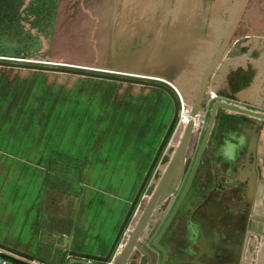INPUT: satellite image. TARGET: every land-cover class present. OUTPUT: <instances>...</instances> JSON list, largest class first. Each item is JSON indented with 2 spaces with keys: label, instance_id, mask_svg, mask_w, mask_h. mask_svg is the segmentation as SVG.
Returning a JSON list of instances; mask_svg holds the SVG:
<instances>
[{
  "label": "rangeland",
  "instance_id": "374dc122",
  "mask_svg": "<svg viewBox=\"0 0 264 264\" xmlns=\"http://www.w3.org/2000/svg\"><path fill=\"white\" fill-rule=\"evenodd\" d=\"M238 4L0 0V61L170 76L192 106ZM240 38L253 40L254 59L263 56L264 0H249L225 57ZM258 74L255 67L250 76L256 94L264 91ZM173 117L172 97L160 88L0 66V241L29 248L59 213L66 191L80 190L84 199L91 194L100 205L105 202L96 195L125 198L130 190L133 198L143 157L154 153ZM110 205L116 216L118 207Z\"/></svg>",
  "mask_w": 264,
  "mask_h": 264
},
{
  "label": "crops",
  "instance_id": "0c3cea01",
  "mask_svg": "<svg viewBox=\"0 0 264 264\" xmlns=\"http://www.w3.org/2000/svg\"><path fill=\"white\" fill-rule=\"evenodd\" d=\"M251 42H253V40H244V38L235 39L227 56L223 57V60L213 71L211 82L209 78L208 85H210V88H208L209 86L207 85L206 92L209 89L208 92L210 93L212 91L219 99L229 100L255 110L264 111V91H262L261 88L259 93L256 94V80L254 83L250 82V76L251 73L255 71V67L256 74L259 73V78L260 76H264V54L258 59H254L252 55L256 47L251 46L249 49L248 47H250L249 45ZM238 44H240V46H238ZM238 47L243 50L242 53H238V56L233 55L229 57L232 52L235 53V51H238ZM244 47L246 50H244ZM234 69H239L236 73L239 78H231L229 75L231 70ZM245 75L246 77L243 79ZM253 123L255 122L242 115L220 111L216 124L217 130L222 134L220 156L222 157L223 168L225 170L228 169V171L231 169L232 173L236 171L238 175H241L245 180L249 177L251 178L253 171L252 153L248 151L245 155L242 154L245 146H247L248 143H250V146H255L254 156H257L263 148L261 145L260 130H257V125H254ZM168 127L169 125L166 129H163V134L160 137V141L156 148L162 141ZM183 134V131L176 132L175 139L180 142ZM176 150L177 147L175 146L167 163L165 166H162L161 172L158 175L157 185L166 172ZM146 157L147 160H144ZM151 157L152 156L143 157V162L147 164ZM184 162L182 165H178L173 171L165 191L163 192L162 201L156 208V210L161 209L160 218H156L158 222L157 226L161 225L168 217L174 206L175 199L179 196L186 183L188 173L184 170ZM141 176L142 174L140 173L137 178L140 180ZM220 181L224 182L226 179L223 177ZM216 183H218V179L215 176L207 175L204 171L197 174L189 195L178 216L173 221L168 231V235L163 239L162 244L173 250L175 244L180 247L186 246L189 243L195 244L197 239L203 237V239L207 241V247H211L212 243L210 242V239L215 237L219 239V242L224 239L225 245H234V239H228L221 234H217L214 229V226H216V220L211 218V214L208 211L210 208L211 210L212 208L218 209L222 204L220 203L222 201L220 195L218 196V202L213 203V201H211L210 203H207L210 194L216 187ZM156 187L150 189L148 197L144 200L135 218L131 222V228L135 227L138 223L141 214L143 213V209L151 199ZM172 189H175V192L168 196V193H170ZM129 192L130 190L127 192V197L125 198L113 195L108 197L111 195L108 193H105L104 195H96V197H103L102 202L105 203L100 205L96 199L92 202L95 196H91V194L84 199V195L80 190L66 191L63 194L60 203L59 213L52 214V216L46 221V224H43L44 229L42 230L41 235L36 240L31 241V243H27L30 245L29 248L11 246L10 244H4V242L1 241L0 246L5 247L18 257L34 264H59L60 259L66 250V246H68V250L71 252L70 255L72 256H77L81 259L91 258L95 260L96 264H105V257L112 247L119 229L136 196L135 194L134 197L131 198ZM261 194L257 197L253 210L256 211V213L264 214V192L261 191ZM167 196L168 198H166ZM109 198H113L110 199L111 202L116 205V208L118 207L116 216H114V212H112L113 210L111 211V209H108L109 207L111 208L110 200L107 201ZM192 225L195 227L192 228ZM249 240V248L247 250V255L245 256L246 260L253 262L256 258L255 255L257 251V253H259V259L264 262V238L250 237ZM138 261L141 264H146L141 257Z\"/></svg>",
  "mask_w": 264,
  "mask_h": 264
},
{
  "label": "water",
  "instance_id": "95a60500",
  "mask_svg": "<svg viewBox=\"0 0 264 264\" xmlns=\"http://www.w3.org/2000/svg\"><path fill=\"white\" fill-rule=\"evenodd\" d=\"M248 2L249 0H239V4L235 7L233 17L228 23L225 34L219 43L218 50L211 58V61L209 62L200 79L197 96L192 103V112L194 115L199 112H203L205 109V106L202 105V103L209 78L212 75L213 71L217 68L218 64L223 60V57L227 52L233 35L237 29V26L242 20V15L247 7ZM52 65L34 61H28V63L0 61V66L4 67H15L22 69L73 74L84 77L156 87L166 91L172 97L174 102V117L156 153L149 172L147 173V176L139 191L137 192L131 204V207L119 229L115 241L105 257L106 261L113 256L120 240L126 234V236L128 237H126V244L119 257L115 260V264H141L138 261L140 257L143 258L146 264H264L263 260L259 259V253H257L256 250V258L255 260H253V262L247 261L245 257L249 248V238H264V214L256 213V211L254 210L251 213L252 221H250V224L248 226L250 232L248 231L246 235L242 236L240 245L234 252H228L227 250H225L223 246H221L219 239L215 237H212V239H210V242L212 243L211 247H207V241L203 239V237L197 239L195 244L189 243L188 245L181 247L175 244L173 250H171L170 247L162 244L163 239L168 235V231L173 221L178 216L185 200L189 195L201 163L208 161L209 158L213 160L214 151L213 149H211L212 146L210 145V143L212 132L217 124L219 112L226 111L231 114L242 115L257 124L259 123V125H261L264 129V111L255 110L225 99H216L215 101H213L209 109L207 128L202 138L201 145L197 150L187 181L179 196L175 199L174 206L168 217L164 222H162L161 225L157 226L158 222L156 218H160L161 209L156 210V208L162 201L163 192L165 191V188L173 171L177 168L178 165H182L185 160L190 140L193 137L194 120L192 119L187 124L179 147L177 148L173 158H171L172 160L170 161L167 170L161 178L155 191L153 192L151 199L143 209V213L141 214L138 223L135 227L131 228V222L135 218L139 208L143 204L142 195L145 186L150 179L157 162L159 161L161 156L165 154V150L170 138L175 134L177 130L180 105L177 94L173 87L174 84L171 81L172 78H170V76L163 77V75L160 76L156 73H143L138 69H132L130 67L125 68V70H101L74 65ZM261 145L263 148L260 150L257 156H254L255 146L251 145L249 149V152L252 153V183L254 188L257 185V197L260 196L261 191L264 192V132L261 134ZM174 192L175 189H172L170 193H168V196L173 194ZM251 194L253 195L252 192ZM168 196L166 198H168ZM194 227L192 225V228ZM215 230L217 234L220 235L217 227H215ZM65 249L66 250L61 257L59 264H96L90 263L86 259H81L77 256L70 255L71 252L68 250V246H66ZM0 256L11 259L21 264H34L1 251ZM231 257L232 259H228Z\"/></svg>",
  "mask_w": 264,
  "mask_h": 264
},
{
  "label": "flooded vegetation",
  "instance_id": "af4514ba",
  "mask_svg": "<svg viewBox=\"0 0 264 264\" xmlns=\"http://www.w3.org/2000/svg\"><path fill=\"white\" fill-rule=\"evenodd\" d=\"M208 117H209V112L207 114V120ZM207 120L201 131L197 135H193L192 139L190 140L184 162V170L188 173V175L193 165V161L195 159L197 150L200 147L202 138L205 134L207 128ZM253 124L257 125V130H260V135H261L264 132L263 127L259 125V123L258 124L253 123ZM185 128L186 126L182 127L179 131L184 132ZM211 137L212 138L210 145L212 146L211 149H213L214 151L213 160L209 158L208 161L201 163L197 174L200 173L201 171H204V173H206L207 175L215 176L218 179V183H216V187L214 188V191H212V193L210 194V198L209 200H207L208 201L207 203H210L211 201H213V203L218 202L219 200L218 196L220 195V198L222 199L220 203L222 204L218 209L212 208L211 210L210 208L208 211L211 214V218L213 220H216V226H214V229L215 227H217V230L220 232L221 235H223V237L225 236L228 239L230 238L235 240L233 246H228L225 245L224 239H222L220 241L221 246H223V248L228 252H234L236 248L240 245L242 236L246 235L247 232L249 231L248 226L250 224V221H252L251 213L253 211V206L257 200L258 189H256L257 185L255 186V188L253 186L252 176L251 178L249 177L247 180H245L244 178L241 177V175H238L236 171L232 173L231 169L228 171V169L225 170L223 168L222 157L220 156V152H221L220 149L222 147L221 144L222 134H220V132L217 130V127L214 128ZM213 139L215 142L213 141ZM162 141L154 151V154L151 155L152 157L150 158V161L147 164L144 162L141 164L140 161L141 166L139 167L140 169H142L141 170L142 172L140 171V169L139 172L142 174V176L138 182V191L142 186L147 176V173L149 172V169L153 163V160L156 156V153ZM179 144L180 142H178L175 139V136H173V139L172 137L170 138L165 150V154H163L159 159V161L157 162L152 172V175L145 186L142 195L143 202L148 197L150 193L149 192L150 189L157 186L156 183H157L158 175L161 172L162 166L163 165L165 166L168 159L170 158V154L173 151V148L175 146L178 148ZM249 144L250 143H248V145L245 146L242 154L245 155V153H248L251 147ZM223 177L226 179V181L221 182L220 179ZM251 192L253 193V195L251 194ZM228 259H232V257Z\"/></svg>",
  "mask_w": 264,
  "mask_h": 264
},
{
  "label": "built area",
  "instance_id": "2783aa9c",
  "mask_svg": "<svg viewBox=\"0 0 264 264\" xmlns=\"http://www.w3.org/2000/svg\"><path fill=\"white\" fill-rule=\"evenodd\" d=\"M15 60H19V59H15ZM40 63H43V62H40ZM173 87H174V90L177 94L179 105H180V113H179V118L177 121V130H176L178 132L183 126L185 127V125H187L193 119V117H191L193 112H192V106L190 104H188L187 100L185 102L184 97L179 92V90L176 88V86L174 85ZM216 99H219L216 94H211L209 96V98L207 99V102L205 104V109L202 112V122H200L198 124V123H196V121H194L193 135H197L201 131V129L203 128V126L207 120V114L209 112L211 104ZM126 237L127 236L125 234L123 236V238L120 240L113 256L109 260H107L105 264H115V260L119 257L121 251L123 250V248L125 246L126 239H127ZM0 251L18 257L16 254H14L12 251L6 249L5 247L0 246ZM86 260L89 261L90 263H95L94 259L88 258ZM0 264H21V263H18V262L11 260V259L0 256Z\"/></svg>",
  "mask_w": 264,
  "mask_h": 264
},
{
  "label": "bare ground",
  "instance_id": "6f19581e",
  "mask_svg": "<svg viewBox=\"0 0 264 264\" xmlns=\"http://www.w3.org/2000/svg\"><path fill=\"white\" fill-rule=\"evenodd\" d=\"M202 116V112L197 113L196 115L192 114L191 117H193L194 121L199 124L200 118ZM194 132V131H193Z\"/></svg>",
  "mask_w": 264,
  "mask_h": 264
},
{
  "label": "trees",
  "instance_id": "16d2710c",
  "mask_svg": "<svg viewBox=\"0 0 264 264\" xmlns=\"http://www.w3.org/2000/svg\"><path fill=\"white\" fill-rule=\"evenodd\" d=\"M150 87V86H149ZM153 88H156V87H153Z\"/></svg>",
  "mask_w": 264,
  "mask_h": 264
}]
</instances>
